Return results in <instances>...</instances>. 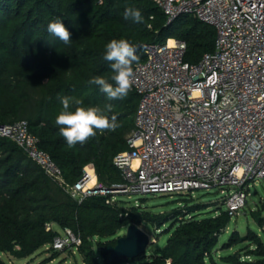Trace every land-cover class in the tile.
I'll list each match as a JSON object with an SVG mask.
<instances>
[{"label":"trees","instance_id":"obj_1","mask_svg":"<svg viewBox=\"0 0 264 264\" xmlns=\"http://www.w3.org/2000/svg\"><path fill=\"white\" fill-rule=\"evenodd\" d=\"M129 6L141 10L143 22L123 18ZM57 19L70 32L68 45L47 31L49 22ZM169 37L185 42L184 60L194 63L213 50L215 31L190 14L168 21L152 0H0V125L26 121L38 148L49 154L66 183L76 182L83 167L92 163L97 183L110 188L121 182L113 158L128 149L138 95L130 90L125 98L111 101L108 115L115 114L120 125L115 131H98L73 147L67 146L55 124L60 97L74 96L86 106L103 107L108 102L105 94L87 81L92 75L111 76L110 62L103 59L104 45L127 39L140 62L146 44ZM112 198L113 193L95 194L77 202L14 140L0 136V264H8L3 255L25 258L45 245L55 249L51 244L63 228L79 236L80 244L68 247L76 250L83 264H218L216 245L232 217L222 205L215 215L204 217H198L204 209L200 203L156 215L125 208L116 200L106 202ZM261 212L253 217L264 234ZM143 220L156 228L168 223L164 244L149 256L145 251L136 258L110 260L105 249L115 244L114 235ZM240 239L255 246L248 252L255 260L242 261L236 252L221 261L264 264L262 238L248 229ZM237 242L235 237L227 245Z\"/></svg>","mask_w":264,"mask_h":264},{"label":"built area","instance_id":"obj_2","mask_svg":"<svg viewBox=\"0 0 264 264\" xmlns=\"http://www.w3.org/2000/svg\"><path fill=\"white\" fill-rule=\"evenodd\" d=\"M152 1L168 21L190 14L212 26L214 48L190 63L183 40L169 37L144 46L130 89L138 95L134 128L128 149L113 158L121 182L101 186L89 163L76 182L66 183L26 121L0 125V136L14 140L77 202L118 191L187 194L215 188L234 216L250 187L264 178V0ZM79 244V236L63 228L51 246Z\"/></svg>","mask_w":264,"mask_h":264},{"label":"rangeland","instance_id":"obj_3","mask_svg":"<svg viewBox=\"0 0 264 264\" xmlns=\"http://www.w3.org/2000/svg\"><path fill=\"white\" fill-rule=\"evenodd\" d=\"M97 182V180H96ZM114 200L118 201L125 208L134 207L139 213L149 211L154 214L169 213L174 208H185L188 204H203L204 209L198 217L215 215L216 208L223 205L221 202L222 193L219 189H196L190 195L186 194H126L122 192H115ZM188 197L185 199V197ZM264 207V178L256 182L250 187L247 199L240 210L231 217L229 225L224 232L219 236L216 245L214 258L218 264H228L221 261L222 256L228 254L239 253L242 261H254L255 257L248 254L249 250L255 248L250 244V241H243L240 238L247 230H254L264 242V234L262 233V226H259L254 215L261 212L260 208ZM264 216V211L261 212ZM143 231L150 237V243L146 248V255H151L155 250L161 247L167 235L164 233L168 228V223L156 228V225L150 224L146 221H138L136 223ZM126 232V227L121 228L115 235L117 239L123 236ZM237 238L238 242L230 244L232 238ZM240 239V240H239ZM4 260L8 264H83L81 257L74 248L67 247L65 249H51L49 245L39 248L32 255L25 258H15L8 255H3Z\"/></svg>","mask_w":264,"mask_h":264},{"label":"clouds","instance_id":"obj_4","mask_svg":"<svg viewBox=\"0 0 264 264\" xmlns=\"http://www.w3.org/2000/svg\"><path fill=\"white\" fill-rule=\"evenodd\" d=\"M125 20L136 23L143 22L141 10L135 7H126L123 11ZM47 31L57 37L64 44L71 43L68 28L62 20L49 22ZM103 59L110 62L111 76L92 75L87 83L95 85L99 91L105 94L106 102L103 107L98 105H84V102L74 96H61V110L55 117V124L59 126V132L65 138L68 147L77 143L84 144L89 137H94L97 132L105 130L115 131L120 125L117 116L112 112L111 101L123 99L128 94L134 83V63L139 56L136 47L127 39H112L104 45Z\"/></svg>","mask_w":264,"mask_h":264},{"label":"water","instance_id":"obj_5","mask_svg":"<svg viewBox=\"0 0 264 264\" xmlns=\"http://www.w3.org/2000/svg\"><path fill=\"white\" fill-rule=\"evenodd\" d=\"M149 243V235L137 224L131 223L126 227L125 234L118 237L114 245H109L105 252L109 254L110 260L115 257L132 259L143 254Z\"/></svg>","mask_w":264,"mask_h":264},{"label":"crops","instance_id":"obj_6","mask_svg":"<svg viewBox=\"0 0 264 264\" xmlns=\"http://www.w3.org/2000/svg\"><path fill=\"white\" fill-rule=\"evenodd\" d=\"M50 227L54 228L55 230H59L58 225L55 224V223H51V224H50ZM59 231H60V230H59Z\"/></svg>","mask_w":264,"mask_h":264}]
</instances>
